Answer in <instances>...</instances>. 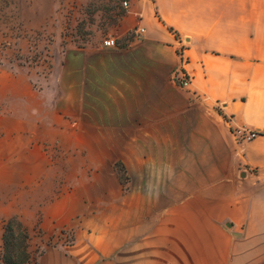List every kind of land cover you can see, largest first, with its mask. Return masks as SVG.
<instances>
[{"label":"crops","instance_id":"1","mask_svg":"<svg viewBox=\"0 0 264 264\" xmlns=\"http://www.w3.org/2000/svg\"><path fill=\"white\" fill-rule=\"evenodd\" d=\"M126 3L116 48L67 46L36 80L0 66V264L13 218L37 264H264V0Z\"/></svg>","mask_w":264,"mask_h":264},{"label":"rangeland","instance_id":"2","mask_svg":"<svg viewBox=\"0 0 264 264\" xmlns=\"http://www.w3.org/2000/svg\"><path fill=\"white\" fill-rule=\"evenodd\" d=\"M30 1L0 0V66L28 67L34 72L35 80L37 73L46 77L52 60L67 46L84 47L116 38V25L126 11L123 5L126 0H98L87 4L68 0L56 15L63 21L60 25L35 27L26 23V17L32 13L28 10ZM120 168V179L125 182L127 177Z\"/></svg>","mask_w":264,"mask_h":264},{"label":"trees","instance_id":"3","mask_svg":"<svg viewBox=\"0 0 264 264\" xmlns=\"http://www.w3.org/2000/svg\"><path fill=\"white\" fill-rule=\"evenodd\" d=\"M124 13H122V16ZM132 37H127L130 40ZM31 237L18 219L13 218L4 224V234L1 251L2 264H37L38 251L30 252Z\"/></svg>","mask_w":264,"mask_h":264},{"label":"built area","instance_id":"4","mask_svg":"<svg viewBox=\"0 0 264 264\" xmlns=\"http://www.w3.org/2000/svg\"><path fill=\"white\" fill-rule=\"evenodd\" d=\"M124 7L127 9L128 3L126 1L123 3ZM143 32V29H139L134 33V35L138 34L140 35ZM118 40L114 37H111L109 39H105L102 43L103 46L106 48H116L117 47ZM180 56V62L178 63L177 67L172 72V82L179 86L181 89H188L191 82L193 81V76L187 72L186 66L189 63L188 59L184 56L183 52L179 54ZM258 133L251 132V131H245V130H239L237 131V136L242 141H249L256 139L258 137ZM56 245H64L68 246L73 243V237L71 236L70 231L62 232L61 236L55 241Z\"/></svg>","mask_w":264,"mask_h":264},{"label":"clouds","instance_id":"5","mask_svg":"<svg viewBox=\"0 0 264 264\" xmlns=\"http://www.w3.org/2000/svg\"><path fill=\"white\" fill-rule=\"evenodd\" d=\"M152 190H153V185L149 184V195L152 194Z\"/></svg>","mask_w":264,"mask_h":264}]
</instances>
